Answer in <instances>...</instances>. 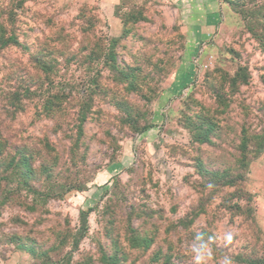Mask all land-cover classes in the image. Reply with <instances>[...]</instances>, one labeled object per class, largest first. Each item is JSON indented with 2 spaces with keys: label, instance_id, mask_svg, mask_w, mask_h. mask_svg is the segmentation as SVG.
Listing matches in <instances>:
<instances>
[{
  "label": "rangeland",
  "instance_id": "rangeland-1",
  "mask_svg": "<svg viewBox=\"0 0 264 264\" xmlns=\"http://www.w3.org/2000/svg\"><path fill=\"white\" fill-rule=\"evenodd\" d=\"M12 13L0 162L22 150L37 176L32 189L2 182L0 264L264 260L263 19L246 22L224 0H0V23ZM98 39H120L133 90L86 64ZM55 47V70H39L38 52ZM91 77L100 88L78 140ZM71 185L83 189L65 193Z\"/></svg>",
  "mask_w": 264,
  "mask_h": 264
},
{
  "label": "trees",
  "instance_id": "trees-1",
  "mask_svg": "<svg viewBox=\"0 0 264 264\" xmlns=\"http://www.w3.org/2000/svg\"><path fill=\"white\" fill-rule=\"evenodd\" d=\"M224 1L229 5L232 11L237 13V15H239L246 22L250 20L251 23H256L259 19L264 20V0H224ZM7 22L8 24L0 23V52L5 49H8L11 46H15L19 44L18 38L15 35L16 13L9 14V16L7 17ZM124 22L126 24L127 20L124 19ZM90 25H88V27L86 28V32L87 30L89 31ZM8 26L11 27L9 28ZM255 26L256 25H253V27H251L250 29V31L254 35L256 30ZM258 38H260L259 39L260 41L264 39L261 36ZM97 42L98 43L94 45L93 49L89 51V54L87 53L86 56L84 55L85 56L84 61L86 62V64H94L98 62L97 64L100 65V63L102 62L103 65H105V67L109 69V72L113 74V79L116 82L126 84L128 88L133 90L135 88V83L137 82L138 77L135 73H133L132 68H129L127 64H123L120 61H118V54L116 48L118 46V43H120V39H111L108 41H102L98 39ZM98 48L100 49V51L98 50ZM102 48L103 50H101ZM60 49L62 48H56V47L47 48L44 49L43 52L42 51L38 52L41 54V56L36 58L37 61L36 66L39 68V70H42L45 73H49V72L52 73L55 70V65H58L59 63L58 62L59 56H64V54L61 52ZM74 60L75 58H73L70 61H74ZM95 79H96L95 77L93 78L91 77L90 81H88V84L85 85L84 92L85 94H88L87 96L88 102L84 103L81 106L82 108L79 110V116H78L79 123L77 127L78 140L80 137L83 136V126L86 123L90 112L89 109L91 106L93 94L96 92L97 89L100 88V83L98 84L97 80ZM27 90L29 91L30 89ZM129 117H131V114L129 115ZM137 123H138V117L134 119L133 125L136 126ZM149 128L150 127H146L143 130L147 131ZM248 145L249 143L244 142L240 149L241 153L244 155L242 160L244 165L246 164V160H247ZM13 154H15L13 155V158H11L10 161L7 162V166H8L7 168H4V165L2 164V162H0V189L2 188L1 187L2 182H8V184H10L15 180L19 189H21L22 187L32 189L33 187L31 185V181L37 175L36 173H34V170L31 166V159H30L31 156L27 155V153H23L22 150H18L16 152L14 151ZM3 156L4 153L2 152V150H0V161L3 160ZM15 156H18V158L16 159ZM49 170H51L49 167H43L41 171H43V173L46 172V174H49ZM204 177L209 178L210 180L214 179L218 181H220L221 178H223L222 174L215 172H207L204 174ZM229 182L230 184L234 183L231 181ZM74 189L80 191L83 189V187L80 185L78 186L71 185V187L65 190V193L70 192ZM34 194H38V191L35 192L34 190ZM55 194L58 195L60 193H55ZM47 196H50V194H47ZM1 202L2 200L0 201V203ZM87 215L88 213L85 212L82 213L84 225L87 224ZM16 237L17 236L13 237L12 241L15 242L18 247L24 248L26 251L30 252L32 256H36L38 254V251L33 246L24 243L22 239ZM147 241L148 240L146 239L145 242L147 243ZM48 258L49 257H44L46 261H44L43 264H63V262L61 261H57L53 263ZM245 264H264V260L263 259L248 260Z\"/></svg>",
  "mask_w": 264,
  "mask_h": 264
}]
</instances>
